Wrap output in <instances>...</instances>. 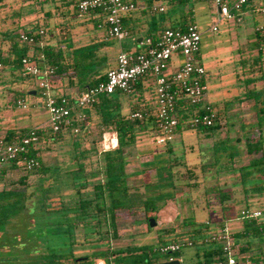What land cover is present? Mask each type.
Listing matches in <instances>:
<instances>
[{"label": "rangeland", "instance_id": "1", "mask_svg": "<svg viewBox=\"0 0 264 264\" xmlns=\"http://www.w3.org/2000/svg\"><path fill=\"white\" fill-rule=\"evenodd\" d=\"M44 1L50 2L51 0ZM253 1L256 6L264 5V0ZM49 2L43 5V9H39V5L35 7L29 3H22L20 0H0V32L12 30L10 33H16L15 40L17 42L19 31L43 29L45 31L43 43L55 47L59 45L64 47L67 43H74V47L78 48L81 45L89 44L93 38L98 41L105 38L103 31L94 29L93 22L74 18L71 14L72 11L67 9L61 11L59 15V12L54 8V3ZM156 3V0H141L138 5L140 9L132 13V16L142 18L138 25L140 30L147 23L150 28L148 32H136L135 37L145 38L148 35L153 37L155 34L158 35L162 29L176 27L179 19L191 12L185 18L186 21L192 20L201 33L200 56L208 72L206 78L207 101L220 112L221 119L220 129L209 138L198 131L186 130L177 135L172 145L163 146L156 144V134L149 128V130L139 133L135 144L126 150V171L130 174L129 187L137 189L143 198L154 200L158 213L153 217L143 209H135L130 212L118 211L116 216L117 237L110 240L109 247L112 250H119L150 245L155 252L152 255L154 264H161L167 262L168 259L167 256L158 252V248L162 244H168L189 235L195 236L192 233L195 228L200 229V233H204L203 230L206 229L204 223L207 221L214 226L225 222L233 233L239 232L243 228V222L239 220V214L243 208L246 206L253 209L264 208V192L260 195L252 192L245 194L238 185L240 180L239 168L260 155H248L245 151L244 135L257 136L258 133L256 129L247 128L255 116L251 110V103L242 99L245 91L243 79L247 76L257 78L260 73L259 70L256 71V68L255 73H250L243 69L242 64L243 61L256 56L255 38L249 20L254 19L255 22H259L262 21V17L259 14H252L246 18L245 25H240L233 20L218 22L217 10L209 1H186V3L169 1L165 4L166 12L163 14L152 11V6ZM20 5L23 9L30 6L34 11L26 17L22 16L21 20L15 19L16 21H13L12 12L17 11ZM141 6H144L145 9L141 10ZM42 10L49 11L52 18H45ZM243 20H245V16H243ZM152 23L153 26L151 27ZM215 24L217 31L212 32L211 27ZM2 38L0 34V52L4 57H7L12 41L7 42ZM65 38L67 39L65 40ZM105 40H107V46L99 54L105 57L99 67L102 74H106L116 66V57L121 50L133 53L138 49V43H135L133 38L121 42L112 38H105ZM17 44L22 45L23 43L19 41ZM181 60L182 58L178 54L173 55L170 71L176 69ZM37 83V78L22 79L19 74L15 75L14 72H11L9 67H5L0 72V136L11 129L16 130L17 133L21 130L37 127L44 131L48 130L49 115L44 107ZM61 83H56V93H62L68 89L75 91L76 89V87H67V76ZM253 87L258 90L264 89V79L257 81ZM31 91H35L36 95H29ZM138 96V94L128 96L122 93L118 95L123 107V114L130 116L132 113L139 112L140 109L152 110L155 108L156 110L153 88L152 92L150 89L145 90L142 98L138 99ZM234 97H238L239 100L234 101L231 106H227L224 110L225 102ZM18 100L24 103L25 109L17 107L16 101ZM136 105L138 106L137 110L132 111V106ZM190 110L192 111V108ZM241 125L246 128L243 130ZM99 132L100 128L93 124L90 134L83 137L84 135L79 132L80 135L77 136L80 140L81 151L88 150L83 160L85 171L93 172L101 166L99 152L105 151L109 146L108 142L106 144L100 138ZM106 138L109 139L110 137L107 136ZM69 139L70 136L66 135V138L61 142H51L49 145L40 142L38 147L40 148L39 159L43 167L50 169L47 175L27 174L21 167H16L12 171H6L7 176L1 179L0 188L10 189L11 183L16 184L20 178L24 177L27 178L28 185L35 186L43 183L46 186L50 184L52 176L58 168L60 169L59 177L63 184L66 183V180H70L67 172L75 169L70 161ZM236 139H241L240 142L236 143L240 155L231 163L224 165L220 163L223 167L217 172L218 165H211L212 162H215V155L211 150L213 145L216 142H226L227 144L223 147L228 149ZM104 144H106L105 147ZM220 152L223 151L220 150ZM255 179L254 183L263 184L261 182L263 177L258 180ZM194 183L196 187L188 186ZM17 186L18 184H16ZM72 186V184L65 187L60 186L61 196L65 198L71 196L74 192ZM56 192L57 185L53 184L52 196L50 197L53 201H48L45 204L46 209L55 208L58 204ZM219 192L230 193V199L221 204ZM151 218H154L157 223L154 228H150L148 225ZM189 218L195 222L194 225H183V222L188 221ZM31 232L32 230H28L26 234L29 236ZM8 234L14 236L16 233L10 228ZM34 234L37 235V233ZM38 236L44 235L39 234ZM59 238L48 235L47 243L50 246H36L34 248L31 246L26 247V249L31 253H43L44 251L50 253L62 249L64 252L73 250L72 255L75 258L90 256L96 252L107 250L106 245L88 244L80 234L76 235L73 246H68V244L63 246L64 241H59ZM54 243L56 246H53ZM237 243L239 248L249 245L248 251L240 253L249 260L250 257L253 260L263 259L264 234L261 238L240 239ZM19 249L23 250L24 248L19 246ZM1 250L6 252L8 249L0 247ZM203 251L196 246L195 248L184 249L179 256L175 255L174 258L179 260L180 264H194L200 259ZM96 264H103V262L97 261ZM254 264L264 263L255 262Z\"/></svg>", "mask_w": 264, "mask_h": 264}, {"label": "trees", "instance_id": "2", "mask_svg": "<svg viewBox=\"0 0 264 264\" xmlns=\"http://www.w3.org/2000/svg\"><path fill=\"white\" fill-rule=\"evenodd\" d=\"M20 1L22 3H29V5H34L35 7L39 5L40 7L37 6L39 9H43V5L49 2L44 0ZM78 1L51 0L49 3H54V8L59 12V15L61 11L67 9L72 11L71 14L74 18H77L76 5ZM186 1L181 0L179 2L186 3ZM251 1L250 6L245 7L244 10L248 9L250 13L255 14L254 11L257 6L253 0ZM21 7L22 5L19 6L17 11L12 12L11 18H13V21L21 20L22 16L26 17L34 11L30 6L27 9L24 8L25 10ZM190 13H187L185 16H189ZM43 14L45 18H52V14L49 11H44ZM185 16L179 19L176 27L171 28L184 31L189 25H196L192 20L186 21ZM125 17L126 15L122 18V23L131 35L133 34L132 30L126 28ZM103 19L100 11H95L87 14L81 20L93 22L94 29H98L97 27ZM40 30L43 29L38 28L31 32L36 33ZM10 32L12 30L9 31V29L8 32H0L3 37L2 40H7V42L12 41L7 57H4L0 52V64L3 66L0 72L5 67H9L11 72H14L15 75L19 74L22 79L31 78L30 76H22L21 60L28 55L31 56V53H33L32 57L37 61L42 70H53V75L49 80L53 85L61 83L65 76L68 77L67 87H76L77 89L93 87L99 82L105 81L106 74H102L99 71L101 62L105 58L103 55H99L107 46L105 38L100 41L93 38L89 44L81 45L78 48L74 47V43H67L64 47L61 45L55 47L50 44H44L40 47L25 43L22 45L17 44L19 41L17 40L16 42L15 40L16 33L11 34ZM158 35L155 34L153 37L148 35L146 38L151 39L153 43ZM253 37L255 38L256 56L243 61L242 65L243 69L250 73H255L256 68L257 72L259 70L260 76L257 78L247 76L243 79L245 91L242 99L251 103V110L255 116L247 125V128H251V130L256 129L258 135H244V147L248 155H260L257 158L251 159L247 165L239 168L240 180L238 185L244 190L245 194L252 192L260 195L264 192V179L261 181L263 184H257L253 181L255 178V180L264 178V89L258 90L253 86L257 81L264 79V51L262 50L264 34L254 32ZM35 39L39 41L40 37L36 34ZM41 56L42 60L39 59ZM206 74L208 75L207 71ZM152 88L153 85L149 78L144 80L139 79L134 85L135 93L132 96L138 94V99H140L145 90L150 89L152 92ZM118 95L120 93L117 92L111 96H102L96 104L74 111L69 118L68 125L59 132H52L50 129L38 131L41 144L43 143L44 145H49L51 142H61L66 138V135L70 136V161L75 169L67 172L71 182L70 180H66L67 182L64 184L59 177L60 169L58 168L57 172L53 174L50 184L46 186L43 183L35 186L28 185L27 178L24 177L16 182L18 184L17 187L16 184L11 183L10 189L0 188V247L8 249L6 252L0 251V264H96L97 261L104 262L105 264H154L152 255L155 252L150 245L134 246L119 250H112L109 247L110 240H114L117 237L116 216L118 211L130 212L135 209H143L153 217L158 213L154 200L143 198L137 189L129 187L128 179L130 174L126 171V150L135 144L137 135L145 130H149V128L156 134L155 108L152 110L140 109L139 112L142 113L143 119H133L131 115L134 113L130 116L122 113L123 107ZM237 100L239 98L234 97L226 101L223 109L226 110L227 106H231ZM137 108V105L132 106V111L137 110ZM190 109L191 106L186 101H180L176 107L179 123L177 132L179 134L189 130L185 123L192 115L193 109L192 111ZM213 109L215 111L214 125L211 127L200 126L194 130L203 133L208 138L214 135L221 127L220 112L215 107ZM80 113L83 115L82 120H77L76 114ZM93 124L100 128L99 136L101 139L105 133L113 132L116 135L117 146L114 149L99 152L102 162L101 166L91 172L84 169L83 160L88 150L81 151L80 140L77 136L82 134L84 135L83 137H86L88 135L87 130L93 127ZM77 128H79L80 134L74 132ZM241 128L244 130L246 127L241 125ZM30 130H21L17 133L16 130L11 129L7 130L3 136L9 143L21 139ZM240 141L241 139H236L234 144L228 149L223 147V145L227 144L226 142H216L213 145L211 150L214 152L215 157L218 156L219 159H215L214 157L215 162H212L211 165H218V168H216L217 172L223 167L221 165L233 162L240 155L236 148V143ZM170 145L172 143L166 146ZM38 147L31 148L25 156L7 165L1 172L0 181L3 177L7 176L6 171H12L16 167H21L27 174L40 173L41 175H47L50 169L42 166V162L39 159L40 148ZM220 150L223 152L219 153ZM25 159H35L39 163V167L27 171ZM222 161L224 162L222 163ZM53 184L57 185L58 204L55 208L48 210L45 204L48 201H53L50 198L52 196ZM70 184L73 185V194L67 198L61 196L60 186L65 187ZM195 185L194 183L188 186L193 188L196 187ZM247 186L250 187L248 188ZM218 195L221 204L230 199V193L228 192H219ZM194 223L192 218H189L188 221L183 222V225L189 226L194 225ZM260 226L261 224L256 222L248 223L243 221L242 230L232 234L235 244L238 245L237 241L244 238H261L264 234V229L260 230ZM9 227L16 233L14 236L8 234ZM205 228L203 230L204 233H200L201 230L195 228L192 230L195 236L189 235L185 238L192 240L195 243V247H199L196 243L200 238L206 236L208 228ZM28 230H32L29 236L26 234ZM34 233H37V235ZM39 234H43L44 236L39 237ZM77 234H80L88 244L106 245L107 250L96 252L90 256L75 258L72 255L73 250L68 251L69 253L62 251L63 249L50 253L48 251L31 253L26 249V247L31 246L33 248L36 246H50L47 243L48 235L60 237L59 241H64L63 246H67V244L68 246H73ZM19 246H22L24 249L20 250ZM53 246H56V244L54 243ZM248 246L239 248V253L248 251ZM200 249L204 251L200 259L194 264H199L200 262L213 263L217 258L222 256V249L218 246L200 247ZM180 254L175 255L179 256ZM250 261L253 263H264V257L263 259L258 258V260H253L250 257Z\"/></svg>", "mask_w": 264, "mask_h": 264}, {"label": "built area", "instance_id": "3", "mask_svg": "<svg viewBox=\"0 0 264 264\" xmlns=\"http://www.w3.org/2000/svg\"><path fill=\"white\" fill-rule=\"evenodd\" d=\"M138 0H79L77 2V18L83 19L87 14L100 11L103 21L98 25V30L103 31L106 39L112 38L118 42L129 37L128 31L124 28L122 18L137 9ZM169 1L181 0H157L152 6V11L163 14L166 11L165 4ZM196 1V0H187ZM215 6L219 21H236L245 25L243 20L245 7L250 6L251 0H206ZM251 9L250 7H248ZM250 12V11H249ZM252 12V11H251ZM255 14L262 17V21H251L252 32L264 34V5L257 6ZM211 31H217L216 24ZM40 40L35 39V35ZM45 31L24 32L20 31L18 40L21 43L43 46ZM138 49L130 53L121 50L116 57V66L106 73L105 81L99 82L93 87L75 89L71 94L58 95L55 92L56 85L50 83L53 70L42 68L32 56L22 58V76L37 78V88L43 99L49 120L47 129L52 132H59L68 125L72 113L78 109H84L96 104L100 97L111 96L115 93L132 95L135 93L134 85L141 79L149 78L152 82L156 98L155 128L156 144L166 146L175 141L179 133L178 116L176 107L180 101H186L193 109L191 117L185 125L189 130L198 127H211L214 125L215 111L207 101L208 87L206 84V69L201 61V33L197 25H189L184 31L174 28L163 29L155 42L151 39H144L138 43ZM264 51V44L262 45ZM178 54L182 60L178 67L170 71L172 56ZM42 60V56L39 57ZM3 66L0 64V71ZM17 107L26 108L20 100L16 101ZM82 113L76 114L77 120H82ZM133 119L142 120L143 115L136 112L131 115ZM90 129L87 134H90ZM39 127L31 129L19 140L7 142L4 136H0V176L2 170L15 160L25 156L31 148L40 145L38 131ZM79 133V128L74 130ZM109 133L102 137L103 142L109 144L105 151L114 149L117 146L116 135L113 144V137L107 139ZM104 144V147L106 146ZM25 168L30 171L39 167L35 159H25ZM241 222H256L261 224L260 230L264 229V208H243L239 214ZM208 228L206 236L200 238L196 244L199 247L218 246L222 249V256L213 263L200 262L199 264H254L247 257L240 255L239 247L232 237L233 232L227 223L212 225L205 222ZM195 243L190 239H179L177 241L162 244L158 252L169 257L167 262L175 261V254L181 253L184 249L194 248ZM103 264H105L103 262Z\"/></svg>", "mask_w": 264, "mask_h": 264}, {"label": "crops", "instance_id": "4", "mask_svg": "<svg viewBox=\"0 0 264 264\" xmlns=\"http://www.w3.org/2000/svg\"><path fill=\"white\" fill-rule=\"evenodd\" d=\"M140 1L141 0H138L137 1V9L139 10L140 8H139V3H140ZM143 1V0H142ZM157 1V0H156ZM137 9H136V11H137ZM143 9H145L144 8V6H141V10H143ZM135 12V11H134ZM166 12V11H165ZM133 13V12H132ZM132 13H130L129 14V16H126L125 18H126V28H128V29H131L132 30V33L133 34H129V37L128 38H133L134 39V41H135V43H138L137 41L139 40V39H141V41L142 40H144V39H146V37L145 38H143V37H135V34H136V32H148L149 30H150V28H149V25H148V23L147 24H145L144 26H143V29H141L140 30V28H138V25L141 23L140 22V19H142L141 17H135V16H132ZM144 14V13H143ZM142 14V15H143ZM250 15H252V13H250L249 12V10L247 9V10H245V18H247V17H249ZM145 22V21H144ZM151 27L153 26V23L150 25ZM137 30V31H136ZM128 33H129V31H128ZM127 38V39H128ZM140 41V42H141ZM139 42V43H140ZM137 48H138V46H137ZM72 92H74V90H70V89H68V90H66V91H63L62 93H57L58 95H65V94H71ZM109 137L110 138H112L113 137V144H115V142H116V140H114V137H115V134L113 133V132H111V133H109Z\"/></svg>", "mask_w": 264, "mask_h": 264}, {"label": "water", "instance_id": "5", "mask_svg": "<svg viewBox=\"0 0 264 264\" xmlns=\"http://www.w3.org/2000/svg\"><path fill=\"white\" fill-rule=\"evenodd\" d=\"M140 41H141V39H139L137 42L139 43ZM29 95L34 96V95H36V92L35 91H31V92H29ZM148 224H149L150 228H154L157 225V223H156L154 218L149 219ZM179 263L180 262L178 260H175V261H171V262H164V263H161V264H179Z\"/></svg>", "mask_w": 264, "mask_h": 264}]
</instances>
